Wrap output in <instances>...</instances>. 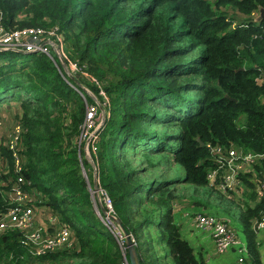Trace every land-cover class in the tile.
I'll return each instance as SVG.
<instances>
[{
  "label": "trees",
  "instance_id": "obj_1",
  "mask_svg": "<svg viewBox=\"0 0 264 264\" xmlns=\"http://www.w3.org/2000/svg\"><path fill=\"white\" fill-rule=\"evenodd\" d=\"M260 6L264 0H0L6 30L54 29L63 55L0 49V102L11 95L17 104V151L26 181L42 194L36 204L73 233L70 246L34 254L22 231L0 232V264H119L120 247L95 211L93 168L135 240L140 222L133 223L132 212L144 208L145 222L160 228L162 242L165 237L172 264H208L182 235L173 206L188 196L179 191L184 183L199 194L197 201L189 196L192 206L210 204L215 190L206 172L214 163L207 142L264 153V17L246 19ZM239 13L247 17L236 19ZM63 60L74 62L79 76L71 77ZM90 105L104 115L95 148L89 145L92 164L84 142L74 138ZM0 154L3 178L15 177L13 151L1 139ZM173 162L182 166L181 175L159 174ZM150 172L154 177H142ZM244 179L253 184L249 174ZM219 193L239 208L246 264H260L252 221L264 195L243 206ZM94 200L102 215V203ZM8 204L0 194V210ZM197 211L210 213L196 209L192 215ZM136 248L141 264H154L137 240Z\"/></svg>",
  "mask_w": 264,
  "mask_h": 264
},
{
  "label": "built area",
  "instance_id": "obj_2",
  "mask_svg": "<svg viewBox=\"0 0 264 264\" xmlns=\"http://www.w3.org/2000/svg\"><path fill=\"white\" fill-rule=\"evenodd\" d=\"M257 11L252 12L251 16ZM1 16L0 10L1 50L39 51L46 54H50L52 50H55L59 57H63L58 44L53 38L54 29L45 30L40 27H25L8 31L4 28ZM229 16H235L234 12ZM237 17L236 19H244L247 16L239 13ZM233 24H235V21ZM61 63L68 74L70 66L74 68V71H70L71 73L78 72L74 62L65 63L63 60ZM258 81H262L261 77L258 78ZM95 108L94 105L87 108L82 131L93 125L92 115L94 110L92 109ZM87 114L88 117H86ZM13 128L5 143L13 151L12 170L15 177L3 178L2 174H5L7 170L0 154V194L9 203L5 209L0 210V232L11 229L22 231L25 242L34 254H43L68 247L73 243V233L69 226L57 214L50 212L47 206L36 204L41 202L42 194L26 181L23 175V159L17 151V140L21 131L20 124L16 121ZM94 131L92 137L91 134H88L86 141L87 147L91 145L92 149L95 148L93 144L97 136L96 130ZM206 147L209 151V159L214 163L213 166L207 168L206 172L208 184L212 189L227 194L243 206L253 204L264 195V168L262 164L264 153L255 152L237 144L226 146L220 143L207 142ZM246 174H249L252 185L245 181L244 176ZM250 191H252V200L248 197ZM91 193L102 203L103 214H99L108 225L117 243H119L122 254L119 264H130L126 255L125 234L114 218V208L107 191L101 185H98L96 188H91ZM193 216L192 222L196 227L209 230L217 252L234 247L238 251L237 261L240 263L244 260L247 246L244 241L236 236V231L228 218L210 213L205 214L200 211L195 212ZM252 228L254 233L257 230H264V208L260 215L252 221ZM130 236L133 242L136 243L134 236L132 234Z\"/></svg>",
  "mask_w": 264,
  "mask_h": 264
},
{
  "label": "rangeland",
  "instance_id": "obj_3",
  "mask_svg": "<svg viewBox=\"0 0 264 264\" xmlns=\"http://www.w3.org/2000/svg\"><path fill=\"white\" fill-rule=\"evenodd\" d=\"M229 11H232V10L229 9ZM257 15H259L258 11L253 14V16H257ZM0 35H1V32H0ZM64 70L66 71L65 68H64ZM68 71H69V74L71 77L79 76L78 75L79 72H75V73L70 72V71H74L73 66H70V69ZM83 87L89 94L92 95V92L85 85H83ZM5 97H6V99L10 98V100H7V101L3 100L2 102H0V139L1 140H7L8 136L10 135L12 130L14 129L13 127H14L15 122H16L15 113H13V115H12V113H10L11 111H9V109L3 108L4 105H7V107L11 106V108L15 107V105H16L15 99L11 98L12 97L11 95L5 96ZM92 110H94V113L92 115V121H94L93 125L88 127L87 129H85V131H82V133H80L77 137L74 136L75 141L77 143L84 142L81 145L82 150H83V155L91 162V164H92V158L90 155L89 147H87V143H86L87 136H88V134H91V137H92L93 132L95 133L94 130L98 129V128L97 129H95V128L101 124L102 118H103V114H102L103 112H101L99 109L95 108ZM13 111H14V108H13ZM86 117H88V114ZM156 127L160 128V126H158L157 124H156ZM154 147H156V146L154 145ZM136 164L138 165V161L135 162V165ZM169 166H170V168L169 167L158 168V170L160 171L159 174L163 173L164 178H167V179L172 178V177H174V173L177 176L182 174L183 168L180 164L173 162ZM158 170L157 169H152V170L150 169L149 170V168H148V172L149 171L157 172ZM151 172L148 174H145L142 177L148 178L149 175L153 176L151 174ZM94 173H95V170L93 168V170H92L93 176H94ZM85 177L87 178V174H85ZM150 184H151L150 180L146 182L147 187ZM98 185H100V184H97V187H98ZM192 186L193 185L190 183L180 184V187H183V190L179 189V191L181 192V195H183V196L188 195V196L184 197V198L181 197L183 199H177L174 203L173 209H175L176 213L179 210L187 213V215H185V214L183 215L182 219L178 217V220L176 218H174V216H173L175 222L180 221V229H181L182 233L187 235L186 237H187L188 241L195 247L197 252H200L205 257L208 264H246L249 261V256H247V253L245 255L244 261L242 263L241 262L239 263L237 261L238 251L236 249L233 250L234 247H229L225 251L217 252L215 244H214V240L211 237L209 230L201 229V228L193 225L194 223L193 224L191 223V221H193V218H191V217H194L193 215H191V212L196 210V209H198V210L203 209V210H206L207 212H210L213 214H219L220 216H223V214H224V215L231 217V223L237 232L236 236L238 238H240L242 241H245L244 240L245 234L243 231V228H244L243 223L241 222V220L239 218V208L237 207L235 202L224 198L223 196L220 195V193L218 191H215L213 198L211 199L210 204H208L207 207H204V205H202L200 207L192 206V200L189 198V196L196 201L199 198V194L193 192ZM251 192L252 191L249 192L248 197H249V199L252 200ZM92 197H93V203L96 204L93 194H92ZM199 201H203V200L199 199ZM207 203H208V201H207ZM203 204H206V201ZM133 206H134V204H133ZM94 207H95V205H94ZM96 213L99 215V213L97 211H96ZM132 214H133V217H132L133 223H135L137 221L140 222V224H139L140 226L135 223L137 225V232L135 233L137 235H135V236H136L137 242H141V244L143 245V248L145 247L144 257L148 260L153 259L154 264H172V262H170V258L168 257V255H169L168 245L165 243L166 242L165 237L163 238V242L161 241L160 228L158 226H156L155 223L150 224V223L145 222V219H146L145 217H147L148 213L147 212L145 213L144 208H142L138 214H134L133 212H132ZM173 214H174V211H173ZM114 218L118 219L117 216L115 215V213H114ZM100 219L104 223V225L109 229L108 225L106 224V222L104 221V219L101 216H100ZM185 228H186V230H185ZM191 231H192V234L190 233ZM255 239L258 242L257 247H255V252L258 254V258L260 259L259 260L260 264H264V230H257L255 233ZM162 243H164V244H162ZM146 246L148 247V250L146 249ZM65 261L66 260H63L62 262H60L58 260H47V261H44V263H46V264H63V262H65ZM67 262H69V263L74 262V257L68 259Z\"/></svg>",
  "mask_w": 264,
  "mask_h": 264
},
{
  "label": "water",
  "instance_id": "obj_4",
  "mask_svg": "<svg viewBox=\"0 0 264 264\" xmlns=\"http://www.w3.org/2000/svg\"><path fill=\"white\" fill-rule=\"evenodd\" d=\"M258 12H259V15L249 16L246 19L247 20H253V21L261 20L264 17V6L258 7ZM103 117H104V115H103ZM197 140L200 143V145L203 143L199 137H197ZM97 184H98L97 174L95 172L94 176H93V188H96ZM94 205H95L96 211L99 213V210H98L96 204H94ZM102 210H103V208H102ZM115 220L119 224V226L121 227L123 233L125 234V245L127 247V255H128V259H129L130 264H141L140 256H139V253H138L137 248H136V243L133 242V240L131 239L130 233L127 232V230L123 227L121 222L116 218H115Z\"/></svg>",
  "mask_w": 264,
  "mask_h": 264
},
{
  "label": "crops",
  "instance_id": "obj_5",
  "mask_svg": "<svg viewBox=\"0 0 264 264\" xmlns=\"http://www.w3.org/2000/svg\"><path fill=\"white\" fill-rule=\"evenodd\" d=\"M4 109H9V111H11L10 113H12V115H13V113H16V111H17V104L15 105V107H12L11 108V106H9V107H7V105H4V107H3ZM13 108H14V111H13ZM4 142L6 141V140H3ZM173 208H174V206H173ZM173 211H174V214H173V216H174V218H176L177 220H178V217L179 218H181L182 219V217H183V215L185 214V215H187V213L186 212H183V211H181V210H179V211H177V213H176V211H175V209H173ZM191 215H192V212H191ZM173 218V219H174ZM192 218V217H191ZM175 221V220H174ZM178 224H179V226H180V221H176ZM191 223L193 224V222L191 221ZM194 225V224H193ZM181 230V229H180ZM185 230H186V228H185ZM181 233H182V231H181ZM191 234H192V231L190 232ZM189 233V234H190ZM182 235L183 236H187V235H185V234H183L182 233ZM187 238V237H186ZM188 240V239H187ZM195 248V247H194ZM233 250H235L234 248H233Z\"/></svg>",
  "mask_w": 264,
  "mask_h": 264
}]
</instances>
